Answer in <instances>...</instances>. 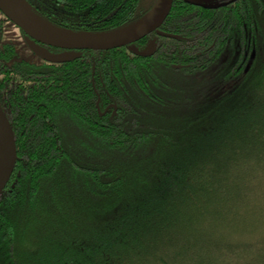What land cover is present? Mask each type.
I'll use <instances>...</instances> for the list:
<instances>
[{
    "label": "trees",
    "instance_id": "trees-1",
    "mask_svg": "<svg viewBox=\"0 0 264 264\" xmlns=\"http://www.w3.org/2000/svg\"><path fill=\"white\" fill-rule=\"evenodd\" d=\"M27 1L101 32L155 0ZM8 20L0 104L18 159L0 264H264V0H174L135 43L43 45L61 62L17 59Z\"/></svg>",
    "mask_w": 264,
    "mask_h": 264
},
{
    "label": "water",
    "instance_id": "water-1",
    "mask_svg": "<svg viewBox=\"0 0 264 264\" xmlns=\"http://www.w3.org/2000/svg\"><path fill=\"white\" fill-rule=\"evenodd\" d=\"M214 1V0H201ZM174 0H155L139 19L110 31H76L58 26L33 10L27 0H0V11L27 36L32 50L41 58L61 62L70 53L52 54L43 45L71 52L109 50L139 41L158 30L170 14ZM18 159L13 126L0 104V195L8 185Z\"/></svg>",
    "mask_w": 264,
    "mask_h": 264
},
{
    "label": "rangeland",
    "instance_id": "rangeland-1",
    "mask_svg": "<svg viewBox=\"0 0 264 264\" xmlns=\"http://www.w3.org/2000/svg\"><path fill=\"white\" fill-rule=\"evenodd\" d=\"M153 0H144V4L149 5ZM154 3V2H153ZM3 39L4 41L13 42L16 46V58L17 59H26L28 61L38 62L40 58L32 50L29 41L25 37L23 31L11 21H6L3 29ZM213 232V231H212ZM232 232H228L231 234ZM216 237V236H215ZM219 237V236H218ZM229 242L234 246V243L240 239H243L244 236L239 237L238 235H228Z\"/></svg>",
    "mask_w": 264,
    "mask_h": 264
},
{
    "label": "flooded vegetation",
    "instance_id": "flooded-vegetation-1",
    "mask_svg": "<svg viewBox=\"0 0 264 264\" xmlns=\"http://www.w3.org/2000/svg\"><path fill=\"white\" fill-rule=\"evenodd\" d=\"M198 1H200V2H203V3H207V4H215V3H217V4H219L221 1H223V0H214V1H201V0H198ZM10 21V20H9ZM159 29V28H158ZM26 37V36H25ZM27 38V37H26ZM141 40V39H140ZM36 54V53H35ZM37 55V54H36ZM38 56V55H37ZM39 57V56H38Z\"/></svg>",
    "mask_w": 264,
    "mask_h": 264
}]
</instances>
